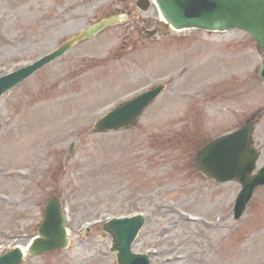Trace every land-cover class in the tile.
I'll return each instance as SVG.
<instances>
[{
	"label": "rangeland",
	"instance_id": "1",
	"mask_svg": "<svg viewBox=\"0 0 264 264\" xmlns=\"http://www.w3.org/2000/svg\"><path fill=\"white\" fill-rule=\"evenodd\" d=\"M139 0H0V75L117 17L0 98V254L25 247L60 197L70 245L21 264H117L107 217L145 214L133 251L151 264H264V186L232 217L240 190L193 166L197 150L255 115L264 163L263 59L239 30L158 26ZM122 15V16H120ZM165 83L135 126L96 132L120 101Z\"/></svg>",
	"mask_w": 264,
	"mask_h": 264
},
{
	"label": "water",
	"instance_id": "2",
	"mask_svg": "<svg viewBox=\"0 0 264 264\" xmlns=\"http://www.w3.org/2000/svg\"><path fill=\"white\" fill-rule=\"evenodd\" d=\"M155 2L165 21L150 34L169 27L176 30L195 28L207 31L229 29L246 31L254 37L263 54L260 76L264 79V0H155ZM137 5L146 8L148 2L139 0ZM114 20L117 18L102 19L35 62L1 76L0 97L37 69L64 54L76 42L84 38H93ZM162 88L158 86L123 102L98 119L94 130L96 132L118 130L135 124ZM253 124V120H248L241 128L203 146L193 162L204 175L216 178L218 182L236 179L241 183L242 189L233 209L235 218L243 214L254 190L264 184V166L256 174H252L259 156V150L252 146ZM143 222L144 218L138 216L112 220L104 224V230L112 237L110 250L115 253L117 264H150L146 254H136L131 250L132 242ZM68 244L59 198L52 197L44 207L43 220L37 236L29 246V253L37 256L50 250L67 247ZM23 258V251L16 247L0 256V264H20Z\"/></svg>",
	"mask_w": 264,
	"mask_h": 264
},
{
	"label": "bare ground",
	"instance_id": "3",
	"mask_svg": "<svg viewBox=\"0 0 264 264\" xmlns=\"http://www.w3.org/2000/svg\"><path fill=\"white\" fill-rule=\"evenodd\" d=\"M23 251H25V248H23Z\"/></svg>",
	"mask_w": 264,
	"mask_h": 264
}]
</instances>
